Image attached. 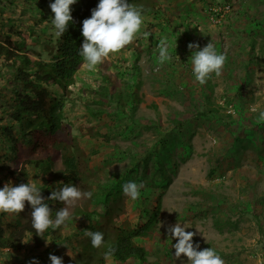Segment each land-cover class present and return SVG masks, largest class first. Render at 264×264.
<instances>
[{"label": "rangeland", "instance_id": "obj_1", "mask_svg": "<svg viewBox=\"0 0 264 264\" xmlns=\"http://www.w3.org/2000/svg\"><path fill=\"white\" fill-rule=\"evenodd\" d=\"M155 1L159 14L145 15L141 34L105 60L104 74L99 66L89 70L86 64L78 73L67 96L64 123L85 151L88 169L97 170L103 185L107 180L118 182L133 163L149 157L153 159L146 176L135 175L134 182L151 184L157 166L166 167L170 185L153 189L164 195L159 229L144 244L149 264H188L186 257L174 256L178 240L168 229L177 223L195 233L197 250L211 247L225 264H264V120L259 119L264 111V0ZM30 6L34 7L32 0H0V42L12 35L14 41L25 43L23 52L32 59L49 60L42 43L49 37L47 21ZM254 21L261 32L252 31ZM252 35L259 38L254 53ZM161 40L167 41L172 56L164 64L158 61ZM210 41L217 52L227 55V63L219 77L213 75L200 85L192 71L195 49L187 46L197 43L202 49ZM136 54L140 73L134 67ZM105 76H115L121 97L105 96ZM10 77V67L0 57V117L4 119L18 94V83ZM134 92L135 100L129 99ZM204 94L218 110L208 117L201 116L209 108ZM3 145L0 137V155L5 154L2 176L10 168ZM166 153L170 160L159 162ZM62 169L57 158L54 170ZM9 185L15 186L14 181L9 179ZM88 202V198L79 200L69 208L70 216ZM94 208L102 211L99 203ZM11 215L6 213L3 222ZM25 243L31 245L30 240ZM29 246L19 252L0 250V264H31L36 253ZM51 250L48 258L59 249L55 245Z\"/></svg>", "mask_w": 264, "mask_h": 264}, {"label": "trees", "instance_id": "obj_2", "mask_svg": "<svg viewBox=\"0 0 264 264\" xmlns=\"http://www.w3.org/2000/svg\"><path fill=\"white\" fill-rule=\"evenodd\" d=\"M32 1L35 9L41 11L47 21L49 37L42 43L43 52L49 60L32 59L23 52L25 43L14 41L12 35H7L5 40L0 42V57L4 63L7 62L11 70L12 77L9 79L18 83V94L11 99L13 105L10 116L5 117L6 119L4 116L0 117V123L6 122L5 125H0V137L8 153L6 159L10 162L8 175H0V188L9 183V179L18 186L34 178V183L41 189L42 196L52 208L53 219L56 212L65 205L58 201H49L47 197L52 191L63 187V184L71 183L80 190L92 192L93 195L88 205L77 210L64 225L56 230L49 228L42 236L37 235L32 227V209L27 202L24 212L19 215L12 214L6 222L2 220L6 213H0V250L19 252L29 246L25 241L30 240L29 247L36 253L32 260L42 264H51L47 254L55 245L59 250L53 255H60L63 264H149V252L144 244L152 239L159 229L164 195L163 191L156 193L153 189L157 187L164 190L170 185V179L165 174L166 167L157 166L160 169L156 179L150 181L151 184L145 183L140 198L133 202L123 193L122 186L129 181L134 182L135 175L146 176L150 159L153 157L141 163H133L118 182L110 184V180H107L106 185H103L97 170L88 169L85 151L64 123L68 93L86 64L79 54L83 43L82 22L90 18L99 0H77V3L71 6L73 22L62 37H56L54 34V13L50 8L54 0ZM128 2L142 5L144 16L152 15L155 18V15L159 14L155 0L149 5H145L144 0ZM30 7L34 10L33 6ZM157 25L162 27L160 21ZM251 25L252 31L261 32L259 23L254 21ZM258 39L253 35L250 37L252 53L257 47ZM138 58L139 55L136 54L134 67L140 73V69L135 66ZM99 69L104 74L103 64L99 65ZM119 76L122 78V74ZM104 79L108 85L103 88L105 96L113 98L117 94L121 97L123 92L120 88L116 89L115 76H105ZM56 88L59 90H55ZM135 93L129 96V99L135 100ZM203 98L209 101V108L208 112L201 116L208 117L217 113L218 110H214L210 98L206 94ZM92 112L94 115L100 114ZM230 116L229 114L228 117ZM181 124L182 122H178V125ZM87 133L91 137L96 135L92 131ZM4 155H0V168ZM166 155L167 153L162 154L159 162L167 158L170 160ZM57 158H60L63 166L61 171L54 170ZM165 179H168L167 183L164 182ZM97 203L102 207L101 212L94 208ZM84 230L102 232L104 245L94 248ZM109 247L114 248L115 252L106 257L105 253Z\"/></svg>", "mask_w": 264, "mask_h": 264}, {"label": "clouds", "instance_id": "obj_3", "mask_svg": "<svg viewBox=\"0 0 264 264\" xmlns=\"http://www.w3.org/2000/svg\"><path fill=\"white\" fill-rule=\"evenodd\" d=\"M77 0H54L50 4L54 18L52 24L55 36L62 37L73 22L71 6ZM144 9L142 5H134L128 0H99L96 8L92 10L90 18L82 22L83 43L79 54L89 70H95L103 64L110 55H116L131 45L141 34L145 23ZM166 40L158 43V61L164 64L172 59ZM188 49L192 51L191 63L195 80L200 84H206L213 75L219 77L227 63V55L219 53L210 41L202 49L197 43H189ZM259 119L264 120V111L259 113ZM62 183L63 182H59ZM142 183L129 181L122 186L123 193L131 200L140 198ZM92 192H82L77 186L69 183L51 192L47 200L58 201L65 205L52 217V208L42 196L41 189L35 183H21L18 186H10L9 183L0 188V213L19 215L25 210L26 202L31 206V223L36 234L42 236L49 228L56 230L70 219L69 208L79 200L92 197ZM85 235L91 239L94 248L104 245V234L100 231L84 230ZM169 234L178 240L173 245L174 256L177 260L186 257L188 264H225L224 259L213 248L199 249V244L193 243L195 233L185 231L179 223L169 226ZM115 252L109 247L105 256H111ZM51 264H63L61 257L50 254ZM31 264H38L33 260Z\"/></svg>", "mask_w": 264, "mask_h": 264}]
</instances>
